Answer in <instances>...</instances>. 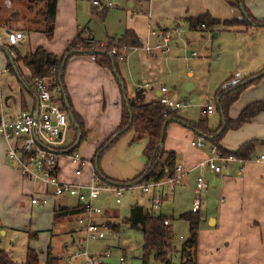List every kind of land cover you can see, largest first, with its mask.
<instances>
[{"label": "rangeland", "instance_id": "rangeland-1", "mask_svg": "<svg viewBox=\"0 0 264 264\" xmlns=\"http://www.w3.org/2000/svg\"><path fill=\"white\" fill-rule=\"evenodd\" d=\"M92 1L80 0L78 2L84 12L85 17L81 24L86 27V32L87 30L90 31L95 41L103 44L111 40L112 37L122 36L125 32V29H123L125 12L131 11L129 5H126L122 0H105V2L112 3L114 9L107 11L103 18L95 17V19L93 18L95 14H93ZM244 5L249 12V8L259 10L264 7V0H244ZM40 6L38 4L35 7H30L37 10ZM236 12L239 17L231 20L241 17L240 12L238 10ZM179 25L183 32L171 37V49L170 53L166 55L167 60L160 56L163 60H158L157 64L153 63L151 68H146L143 65L141 67H129L128 65L125 75H123V78L120 76V78L126 87L128 98H132L138 88H145V91L150 94L149 98H151L153 89L163 87L168 98L170 97V99L172 98L175 102H180L183 105V108L179 110V114L188 122L195 123L200 120L203 117L201 113L203 107L207 103L211 104L214 107V112L212 115L207 116V125L214 130L222 124L220 112L217 110V92L221 90L224 83L231 82L232 78L234 79L231 84L237 85L239 80L249 78L263 70L255 64L254 54L262 49L263 45L261 44H264V39L261 40L256 34H240L222 29L217 31L214 29V32L190 31L185 22L179 23ZM174 26L168 23L166 29L170 30ZM215 33L216 36H214ZM1 51L0 58H4V53ZM137 56L143 59L144 52L138 50L133 57ZM131 57L130 54L127 57L128 64H130ZM121 64L123 63L120 62L119 65L121 66ZM112 76L120 93V108L117 109L114 105H110L109 99H111V96L107 87L103 86L100 91L99 103L92 102L86 126L88 130L74 150L86 161V166L78 178V182L82 185L91 183L92 174L95 172V164L92 162L94 153L111 136L120 122L122 96L119 84L115 76L113 74ZM261 80L240 92L239 97L229 106L228 117L230 119L236 118L246 105L262 100L255 99L262 92L260 86L257 85ZM190 86L191 88H189ZM93 95L94 92L92 91V97H94ZM25 98L30 99V102L32 100L31 97L29 98L26 95ZM185 130L188 133L187 138L169 132L166 135V147H172V150L179 151L181 153L179 160L183 158L194 160V149L190 142L192 140L197 141L198 138L194 136V132L188 129ZM74 138L75 131L68 125L64 130L63 140H65V143L56 141L52 145H55L56 148H60L62 145L65 146L63 148H68L73 144ZM145 144L146 139L141 138L138 140L134 130L131 129L123 133L102 153L98 163L100 172L109 179L116 181L133 179L144 168L145 158L142 155V150ZM207 148L206 146L204 150ZM59 166L62 171L61 177L69 179L73 167L67 164L66 160L60 161ZM206 171L196 169L184 174L180 184L174 188L172 196L167 195V189H163V200L155 213L170 219L168 225H171L173 232L171 254L169 255L171 263H180L178 251L188 235V224L185 221L178 220V216L191 212L195 198L196 178L198 175H203L205 180L208 181V188L202 193L201 207L198 211L200 215L197 247L198 263L264 264V249H259L257 246L250 248L245 253L234 251V244L224 248L225 242L233 233L231 219L241 218L245 207L242 208L241 212H239V206H235L234 212H226L227 215L224 214V216L229 219L228 223L219 221V209H221V206L230 204L232 198L224 190H222L223 194L219 193L217 191L218 185L209 183L211 177L208 176L209 172ZM98 180L99 185L107 187L100 191L98 198L93 203V206L102 212V214L96 216L98 223H105L107 226L108 222L111 225L121 224L122 221L128 218L133 204L148 205L146 197H144L139 187L126 188L120 198V203L116 204L115 195L108 189L110 186L100 179ZM29 184L28 182L25 184V193L27 192L28 195L31 190V184ZM220 196L223 200L219 204ZM238 197H236V200H238ZM46 198L48 204L42 207H31L29 198L27 200L24 198L20 203L16 199L4 201L3 206L0 207V251L5 253L14 264L23 263L27 247L36 252H42L39 256V264H43L47 247H54L53 254L57 255L56 253L60 252L64 245L70 244L71 236L69 232L72 230L79 232L80 230V226H78L73 216L60 218L57 221L52 214V210L57 208L58 204L63 208L73 207L75 204L73 199H65L64 204V199L51 195ZM211 217L218 219L216 227H209L214 225L213 220L210 221L208 226L206 219ZM33 233H38L37 238L29 240V235ZM81 237V233L74 236L76 240ZM142 243L141 233L123 225L117 234L104 240H90L83 243L82 248H86L89 254L104 253L108 249L111 252V257L106 260L105 264H141ZM120 257L123 258V262L119 261ZM149 264L160 263L150 259Z\"/></svg>", "mask_w": 264, "mask_h": 264}, {"label": "crops", "instance_id": "crops-1", "mask_svg": "<svg viewBox=\"0 0 264 264\" xmlns=\"http://www.w3.org/2000/svg\"><path fill=\"white\" fill-rule=\"evenodd\" d=\"M79 1L80 0H57L53 37L51 40H48L44 34L40 32H34L32 30L35 25L34 19L36 15V9L31 10L29 8L30 6L27 5L26 0H0V28L4 31H17L24 34V40L14 48V55L17 54L18 56H24L28 53H33L36 48L42 47L47 52L52 53L60 58L65 53V50L68 48L70 42L76 37V35L82 29L86 28L81 24L82 20L84 21L85 16L82 7L78 4ZM93 1H98L99 5L110 4L108 8H105L107 11L114 9V5H112L110 2H105V0ZM93 1L92 6L100 10L98 5L93 4ZM122 1L126 5L128 4L130 7L129 9L131 10L125 12L126 17L124 20L123 29H125V31L132 30L140 39L141 44L149 43L151 45V42L154 44L157 38L150 34L151 31H166L168 30L166 29L168 23L176 26L187 19L195 18L205 14L210 15L213 19L221 21L231 20L233 18L239 17L236 9H233L229 6L228 2H230V0ZM249 10L254 18L259 20L264 19V7L259 10L255 8H249ZM95 17L97 16L94 15L93 18ZM175 26L171 29L175 28ZM214 29L215 31L219 29L234 31L240 34H256L259 36V38H261V40L264 39V28L241 31L239 28L217 26ZM216 35L217 34L215 33L214 36ZM120 37H112V40L114 39V41H117V39ZM86 38L97 42L95 41L94 36L91 35L90 31L88 32V30L87 32L86 30L83 32V39ZM261 45H263V47L254 54V59L256 61L255 64L259 65L260 69H263L264 44L262 43ZM138 50H142L141 47L130 49L128 51L127 57L129 54L132 55L130 58V64L127 63V58L121 62L123 63L121 66L119 65L120 63L118 64V72L120 76H122L121 78H123V75H125L128 65L129 67H141V65H143L146 68H151L153 63L157 64L158 60H163L161 59L162 56L164 60H167L168 58L165 54L161 53L148 56L143 50V59L138 58V56L133 57ZM2 51L4 53V58H0V117H10L20 112L34 110L37 104L36 97L30 95L26 90H24L19 77L9 71L8 65L10 60L8 58L7 52H5V50ZM18 64L23 77H28V70L24 68L21 63ZM63 82L73 110L83 120L85 132L88 130L86 126L88 124V115L92 106V102L95 104L99 103V99L101 98L100 91L103 86L107 87L111 96V99H109L110 105H114L117 107V109L120 108V93L117 89V83L115 84L111 72L106 68L98 66L91 56L74 55L70 57L67 60L65 66ZM257 85L260 86L262 92L257 97H255V99L264 100V79H262ZM189 88H191V86ZM162 89L163 87L153 89L151 98H149L150 94L145 91V88H138L136 91H144L145 101L151 102L158 101V99L162 96L167 97L166 91L162 92ZM92 91L94 92V97H92ZM25 95L29 98H32L31 102L30 99L27 100L28 98H25ZM171 100L173 99L171 98ZM204 109L205 108L203 107L201 112L202 115H204ZM233 119H235V117L232 118V120ZM185 129L186 128L181 124L171 123L167 128L166 135L170 132L173 135L177 134L178 136L181 135L187 138L188 133ZM225 135L227 137L224 136L225 138L223 137L220 142V146L224 150L234 152L243 143L255 141L254 151L250 160L240 163H232L219 175H214L211 172L206 171L207 168L204 167V163L210 157L211 145L209 143H205V147L201 148L200 150L191 145L192 142H197L198 139L201 138L198 133H194V136L198 138L197 141L192 140L190 142V145L194 149V160H191L190 158H183L179 160L181 153L179 151L172 150V147H166L167 136L165 137L163 148L165 151L170 150V152L176 153L177 166H180L181 168V176L192 170H205L206 172H209L208 176L211 177L209 183L218 185L219 188L217 191L219 193L223 194L222 190H224L229 194V196L232 198V202L226 206H221V209H219V221H225L228 223L229 219L224 216V214L227 215L226 212L233 211L235 206H239V212H241L242 208L245 207V211L241 218L231 219L233 222L231 224L233 233L228 237L227 242L224 244V248L234 244L233 250L242 253H245L254 246H257L259 249H264V112L255 116L249 123L242 125L240 128L228 131ZM8 146L9 142L0 136V207L3 206L4 201L16 199L19 201L18 203H20L21 200H24V198H26V200L28 199V194L27 192L25 193L26 182L22 179L16 167L11 164V162L6 157V150ZM206 146L208 148L204 150ZM82 159L85 160L83 157ZM62 160H66L67 164H70L73 167V172L69 179H65V177H61V171V179L65 182L75 181L76 183H79L78 178L81 175L78 178H75L74 176L76 165L71 163L66 157L62 158L61 161ZM236 197H238V200H236ZM222 200V196H220L218 203L220 204ZM30 206L33 207V205ZM59 208L62 209L63 207L58 204V207L52 210V214L55 209ZM65 208L70 210L73 207H69L70 209L68 207ZM65 217L67 216L60 218ZM60 218L54 219L59 221ZM206 220L208 226L210 221L213 220L214 225L209 227H216L218 225V219L214 217L208 218ZM69 233L71 236L70 244L64 245L60 252L56 253L57 256L61 257L62 264H64V259L68 256V253L74 250L75 243L77 241L74 236L79 234V232H75L74 230L70 231ZM53 250H55V248L51 247L52 254ZM46 251L44 254V261L46 258ZM38 253L40 256L42 252ZM198 264L201 263L199 262Z\"/></svg>", "mask_w": 264, "mask_h": 264}, {"label": "trees", "instance_id": "trees-1", "mask_svg": "<svg viewBox=\"0 0 264 264\" xmlns=\"http://www.w3.org/2000/svg\"><path fill=\"white\" fill-rule=\"evenodd\" d=\"M57 0H26L28 6H41L35 11L34 32H40L45 35L48 40L53 37L55 13ZM229 6L238 10L241 17L234 20L220 21L211 18L210 15L205 14L185 20L190 31L198 32H214L217 26L227 28H239L241 31L251 30L256 28H264V19L259 20L252 16L246 9L244 0H230ZM31 9V7H29ZM97 9V8H96ZM94 8L93 14L99 18H103L107 10L105 8ZM32 10V9H31ZM180 27L176 25L175 28ZM82 29L76 37L70 42L65 53L58 58L56 55L47 52L44 48L38 47L33 53H28L24 56L15 54L12 58V63L8 65L9 71L19 77L21 84L30 95L36 97L35 82L51 72L53 68L56 69L55 81L59 88L61 102L68 104V111L65 109L67 115L73 117V124L69 120L71 127L75 131V138L73 144L68 147L70 152H73L78 147L86 132L84 123L81 117L73 110L69 97L67 95L63 75L67 60L74 55H88L93 57L96 64L102 68L108 69L114 76V72L119 76L118 64L121 62L117 56L109 54L113 46L119 48L125 47L127 49L140 48L141 44L138 42L137 35L132 30H126L123 35L117 40H109L107 43H97L92 39H83ZM15 47L4 49L7 53H13ZM77 52V53H75ZM71 53H75L72 54ZM70 55V56H69ZM29 72L28 77H23L20 72L19 64ZM264 68L261 72L238 81L239 86L235 84L224 83L216 94L217 110L220 112L222 124L216 129H210L207 125V115L195 123L184 120L179 110H167L159 101L146 102L144 91H136L132 98H128L126 87L123 90L120 87L122 96V110L119 125L116 127L111 136L100 145L92 158L95 164V175L105 184L121 186V187H139L143 185L156 184L164 178H173L176 176L177 155L174 152L165 151L161 147V138L163 136V143L166 137L167 128L171 123L180 122L184 127L194 133H199L204 138L205 143H209L215 147L216 151L222 156H234L237 160L245 162L250 160L254 151L255 141L243 143L236 151L229 152L220 146V142L224 135L230 130H236L242 125L249 123L255 116L264 112V100L252 102L241 109L240 113L235 119L228 117L229 106L239 97L243 89L256 84L259 80L264 78ZM116 79V77H115ZM118 84L123 82L116 79ZM169 121L165 130L164 125ZM130 124V125H129ZM134 130L137 139H146V144L142 150V155L145 158V165L142 171L131 180L116 181L104 176L99 168L98 163L104 150L109 148L114 141L123 133ZM117 135V136H116ZM116 136V137H115ZM80 137V139H79ZM113 137H115L113 139ZM113 139V140H112ZM112 140V141H111ZM147 206L133 204L130 208L128 218L121 222V224L111 225L108 227L117 234L121 226H127L129 229L137 231L142 235L143 246L141 247L140 260L141 264H149L150 259L159 262L160 264H172L169 255L171 253V241L173 232L171 225H164L165 221L170 219L162 215H156L155 211L151 209V198L146 197ZM160 207V206H159ZM77 208L67 210L66 208H59L53 211L54 218L63 216H73ZM178 220L185 221L188 224L187 238L182 243L180 250L179 264H198L197 262V247H198V226L200 222L199 212H188L178 216ZM37 233L30 234L28 239L35 240ZM0 264H14L5 253L0 251ZM23 264H39V253L27 247ZM44 264H62L60 256L53 255L51 247H47L46 258Z\"/></svg>", "mask_w": 264, "mask_h": 264}, {"label": "built area", "instance_id": "built-area-1", "mask_svg": "<svg viewBox=\"0 0 264 264\" xmlns=\"http://www.w3.org/2000/svg\"><path fill=\"white\" fill-rule=\"evenodd\" d=\"M100 9L108 8L110 4L99 5L98 1H93ZM183 32L181 27L171 30L151 31V35L157 38L154 44H141V49L148 56L156 53L168 55L170 52V41L173 35ZM24 40V34L17 31H4L0 28V50L17 47ZM136 49V48H133ZM130 49L113 46L109 54L117 56L119 61L127 58ZM9 55L14 58L13 53ZM56 69L53 68L49 75L35 82L36 108L32 111L20 112L10 117H0V136L9 142L6 150L7 159L19 171L25 182L31 184L28 198L33 206H45L48 203L47 196L51 195L61 199H74L73 208L77 211L73 218L78 226L82 237L75 243L74 250L64 259V264H105L111 257V252L107 249L104 253L89 254L86 248H82L83 243L90 240H104L115 233L105 223H98L96 216L102 214L100 209L93 206L100 191L107 188L98 184V177L92 174V181L89 185H82L75 181H63L60 177V161L67 158L75 164L74 176L78 178L82 169L86 166V161L75 151L70 152L62 145L56 148V141H63L64 130L70 125L68 115L61 102L59 88L55 81ZM162 92H165L162 89ZM159 103L167 110H180L183 105L165 96L158 99ZM204 114L211 115L214 107L206 104ZM71 126V125H70ZM60 135V138L58 136ZM191 145L197 149L205 147V141L199 138ZM234 156H222L215 147L210 148V157L204 163V167L214 175L221 174L232 163H240ZM181 168L177 166L176 176L164 178L156 184L139 186L144 197L151 198V209L157 212L163 200V189L166 188L167 195L172 196L175 186L181 182ZM107 185V184H106ZM110 192L115 195V203H120L124 190L131 187H121L109 185ZM208 188V182L203 175H199L195 182V198L191 212L199 211L202 202V193ZM169 222L165 221L164 225ZM123 262V258H119Z\"/></svg>", "mask_w": 264, "mask_h": 264}, {"label": "water", "instance_id": "water-1", "mask_svg": "<svg viewBox=\"0 0 264 264\" xmlns=\"http://www.w3.org/2000/svg\"><path fill=\"white\" fill-rule=\"evenodd\" d=\"M75 53H77V52H75ZM75 53H71V55L72 54H75ZM7 55H8V58H9V60H10V62L12 63V58H11V56L9 55V53H7ZM70 56V55H69ZM114 74H115V77H116V79H118L119 81H120V78H119V76L114 72ZM264 74V72L262 73V75ZM119 85H120V87L122 88V90H123V87H124V85H123V83L120 81L119 82ZM237 86H239V85H237ZM64 108L68 111V104H67V102H65L64 101ZM68 118H69V120L72 122V124L74 123L73 122V117L71 116V115H68ZM169 123V121H167L166 123H165V125H164V129L163 130H165V128H166V126H167V124ZM176 123H178V124H181L182 126H184L182 123H180V122H176ZM130 125V124H129ZM199 134V133H198ZM117 136V135H116ZM115 136V137H116ZM199 136L204 140V138L202 137V135L201 134H199ZM115 137H113V139L115 138ZM58 138H60V135L58 136ZM79 139H80V137H79ZM112 139V140H113ZM111 140V141H112ZM160 143H161V147L163 146V136H162V138H161V141H160ZM142 246H143V243H142Z\"/></svg>", "mask_w": 264, "mask_h": 264}]
</instances>
